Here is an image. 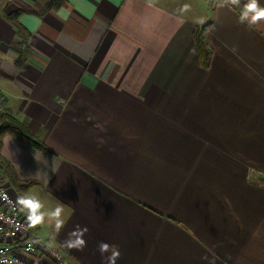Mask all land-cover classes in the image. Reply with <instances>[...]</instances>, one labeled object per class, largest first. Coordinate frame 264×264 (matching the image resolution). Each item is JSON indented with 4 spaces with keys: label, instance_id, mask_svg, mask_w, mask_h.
I'll return each mask as SVG.
<instances>
[{
    "label": "crops",
    "instance_id": "crops-1",
    "mask_svg": "<svg viewBox=\"0 0 264 264\" xmlns=\"http://www.w3.org/2000/svg\"><path fill=\"white\" fill-rule=\"evenodd\" d=\"M44 2L0 0L1 111L50 149L6 134L0 155L37 181L23 195L64 209L61 231L33 230L73 264H103L100 241L119 247L117 264H264V22L238 23L246 0ZM19 8L35 9L19 17L31 33L22 67L7 17ZM77 226L83 251L63 244Z\"/></svg>",
    "mask_w": 264,
    "mask_h": 264
},
{
    "label": "clouds",
    "instance_id": "clouds-1",
    "mask_svg": "<svg viewBox=\"0 0 264 264\" xmlns=\"http://www.w3.org/2000/svg\"><path fill=\"white\" fill-rule=\"evenodd\" d=\"M226 5L240 7L241 0H219L218 6L224 7ZM189 7V5L185 4L182 11H188ZM262 22H264V6L260 4L259 0H246L238 13V23L246 25L248 28H254ZM0 199L4 201L8 200L7 193L2 189H0ZM16 204L26 213V219L32 227L42 225L45 221H48L50 223L54 222V227L57 232L64 228V209L62 206L57 205L54 209L46 210L43 201L33 194L17 196ZM87 231V228L77 226L75 230L68 234L67 239L63 242L64 247L83 251L87 244L84 239ZM98 251L103 257V264H117L121 256L120 249L117 245H110L104 241L99 242ZM0 256H3V253H0ZM0 264H10V262L7 259H3L0 260Z\"/></svg>",
    "mask_w": 264,
    "mask_h": 264
},
{
    "label": "trees",
    "instance_id": "trees-1",
    "mask_svg": "<svg viewBox=\"0 0 264 264\" xmlns=\"http://www.w3.org/2000/svg\"><path fill=\"white\" fill-rule=\"evenodd\" d=\"M66 0H45L42 7L45 5V9L58 8L61 5L65 4ZM35 11L31 8H19L8 14V19L16 28V31L19 35L18 46L20 48V55L17 59V64L19 66H24L28 61V55L30 52L29 40L31 33L29 29L19 20V17L22 13L26 11ZM194 41L196 45L197 52L199 54V60L202 66L209 67L212 58V50L208 42V38L204 31V28L197 26L193 32ZM10 134L23 142L26 145L37 148L43 151H50L46 143L39 139L29 128L27 123L23 120H20L13 116L12 114L0 111V147L4 135ZM0 166L4 176L7 178L11 187L15 188L16 191L25 192L30 185L35 184V180H26L23 181L18 178L16 171L13 165L4 159L0 155Z\"/></svg>",
    "mask_w": 264,
    "mask_h": 264
},
{
    "label": "built area",
    "instance_id": "built-area-1",
    "mask_svg": "<svg viewBox=\"0 0 264 264\" xmlns=\"http://www.w3.org/2000/svg\"><path fill=\"white\" fill-rule=\"evenodd\" d=\"M4 100L5 97L0 91V108L3 107ZM0 189L8 195L7 201L0 199V253H3L0 260L7 259L10 264H29L21 254L41 252L50 256L58 264H73L63 249L50 244L33 230L26 219V213L17 206L18 195L11 191L1 166Z\"/></svg>",
    "mask_w": 264,
    "mask_h": 264
},
{
    "label": "rangeland",
    "instance_id": "rangeland-1",
    "mask_svg": "<svg viewBox=\"0 0 264 264\" xmlns=\"http://www.w3.org/2000/svg\"><path fill=\"white\" fill-rule=\"evenodd\" d=\"M2 108H3V107L0 108V111H1ZM20 193H23V191H20Z\"/></svg>",
    "mask_w": 264,
    "mask_h": 264
}]
</instances>
